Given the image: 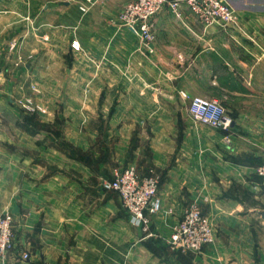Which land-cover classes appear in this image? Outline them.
I'll return each instance as SVG.
<instances>
[{
    "label": "crops",
    "instance_id": "1",
    "mask_svg": "<svg viewBox=\"0 0 264 264\" xmlns=\"http://www.w3.org/2000/svg\"><path fill=\"white\" fill-rule=\"evenodd\" d=\"M134 1L0 0V211L14 230L0 264H264V0H228V27L166 7L148 45L120 19ZM26 83L37 101L60 97L46 134L19 119ZM194 96L222 103L228 139L189 115ZM126 166L158 180L151 236L103 189ZM193 204L215 241L175 251Z\"/></svg>",
    "mask_w": 264,
    "mask_h": 264
},
{
    "label": "built area",
    "instance_id": "2",
    "mask_svg": "<svg viewBox=\"0 0 264 264\" xmlns=\"http://www.w3.org/2000/svg\"><path fill=\"white\" fill-rule=\"evenodd\" d=\"M80 8L86 13L94 0H84ZM182 5L195 14L205 26L219 24L222 27L237 25L236 10L228 0H135L129 3L120 15L121 22L139 35L147 45L153 41L151 19L166 7L178 17ZM72 48L78 50L80 44L72 43ZM19 49V43L12 41L9 51L14 54ZM22 58L15 56V64L19 65ZM186 97V96H185ZM189 99L188 113L196 121L216 130L225 132L227 139L233 130V121L227 114L222 103L215 99L194 96ZM258 176L264 178V162L256 168ZM105 191L115 192L121 198L123 207L129 213L132 221L141 226L146 236H151V214H156L161 208L159 183L156 177L142 178L133 166H126L116 171L112 178L103 182ZM13 218L10 214L0 211V258L5 260L13 248ZM215 234L208 218L200 208L193 204L186 209L182 219L174 226L168 240L173 250L200 253L206 246L213 244Z\"/></svg>",
    "mask_w": 264,
    "mask_h": 264
},
{
    "label": "rangeland",
    "instance_id": "3",
    "mask_svg": "<svg viewBox=\"0 0 264 264\" xmlns=\"http://www.w3.org/2000/svg\"><path fill=\"white\" fill-rule=\"evenodd\" d=\"M36 95H41V94L40 93L38 94V92L36 91V89L33 87L32 84L26 83L21 86L19 85V97L16 98L15 100L19 109V119L22 120L23 118H27L29 119L30 123L33 122V124L34 125L36 124V126H39V124H41V130L44 131L46 134L48 129L44 126V124H46L45 122H47L49 116L55 113V112L53 113L50 109L47 108L48 103L49 101H51V103L52 102L57 103L60 100V97L48 98L46 96L43 99H40V101H37L38 98H36ZM62 110H63L62 108H59L56 105V109L54 111H56L57 113ZM39 140L42 141L41 139ZM46 141L44 143H46Z\"/></svg>",
    "mask_w": 264,
    "mask_h": 264
}]
</instances>
